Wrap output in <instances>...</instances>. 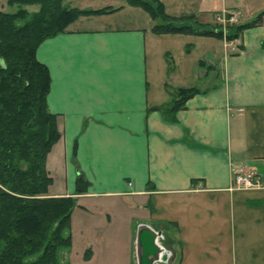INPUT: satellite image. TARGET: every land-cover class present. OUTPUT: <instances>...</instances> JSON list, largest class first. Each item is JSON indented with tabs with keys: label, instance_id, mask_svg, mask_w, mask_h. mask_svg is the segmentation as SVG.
<instances>
[{
	"label": "crops",
	"instance_id": "0c3cea01",
	"mask_svg": "<svg viewBox=\"0 0 264 264\" xmlns=\"http://www.w3.org/2000/svg\"><path fill=\"white\" fill-rule=\"evenodd\" d=\"M63 1L115 10L77 18L36 50L60 133L46 159L47 197H71L93 214V230L105 227L96 207L134 204L146 216L137 233L146 225L163 236L147 255L154 264H264V0H157L199 27L224 11L239 24L259 18L232 40L157 34L155 20L124 0ZM191 87L200 92L169 120L172 92ZM237 168L260 186L234 188ZM138 254L136 240L132 264Z\"/></svg>",
	"mask_w": 264,
	"mask_h": 264
},
{
	"label": "trees",
	"instance_id": "16d2710c",
	"mask_svg": "<svg viewBox=\"0 0 264 264\" xmlns=\"http://www.w3.org/2000/svg\"><path fill=\"white\" fill-rule=\"evenodd\" d=\"M124 1L144 9L155 20L152 30L157 34L223 36L216 25L199 27L193 18H170L157 0ZM6 5L17 9H0V264H65L60 255L70 247L74 201L47 197L51 178L46 159L60 133L57 116L46 104L49 72L37 60L36 50L77 18L115 9L71 8L63 0H6ZM30 7L37 8L29 12ZM258 19L229 26L226 39L236 38ZM199 92L197 87L174 90L164 110L167 118L173 121L174 113ZM87 187L78 175L76 192Z\"/></svg>",
	"mask_w": 264,
	"mask_h": 264
},
{
	"label": "rangeland",
	"instance_id": "374dc122",
	"mask_svg": "<svg viewBox=\"0 0 264 264\" xmlns=\"http://www.w3.org/2000/svg\"><path fill=\"white\" fill-rule=\"evenodd\" d=\"M36 8L27 9L29 12H34ZM16 9V6L6 5L3 10L12 13ZM254 17L255 14L249 19L252 20ZM212 24L215 25V23ZM229 26L231 25H226L224 28L226 33ZM81 203L92 207L91 202L87 205L84 202L79 204ZM95 209L93 210L95 213L101 212L100 218L103 219L105 226H100L99 230H93V222L86 224L87 220L93 218V214L77 208L74 203L69 222L70 247L61 253L60 261L65 264H132L139 220L143 221L146 216L137 206L131 203L127 205V202L123 200L113 201L110 208L96 207ZM63 255L66 256L65 260L62 259Z\"/></svg>",
	"mask_w": 264,
	"mask_h": 264
},
{
	"label": "built area",
	"instance_id": "2783aa9c",
	"mask_svg": "<svg viewBox=\"0 0 264 264\" xmlns=\"http://www.w3.org/2000/svg\"><path fill=\"white\" fill-rule=\"evenodd\" d=\"M213 21L215 25H218L217 27L221 29L222 35L223 37H225V26L239 24V14L235 11H224L214 14ZM231 176L232 185L236 189H251L260 186L258 175L244 168H237L232 170Z\"/></svg>",
	"mask_w": 264,
	"mask_h": 264
},
{
	"label": "water",
	"instance_id": "95a60500",
	"mask_svg": "<svg viewBox=\"0 0 264 264\" xmlns=\"http://www.w3.org/2000/svg\"><path fill=\"white\" fill-rule=\"evenodd\" d=\"M140 228L143 230H139L137 233V243L140 247L141 254L139 255L140 264H154L153 262L157 261V257L153 261L147 260V255H156L158 254V246L154 244L155 238L160 240L163 238L162 234L153 231L146 225H142Z\"/></svg>",
	"mask_w": 264,
	"mask_h": 264
}]
</instances>
